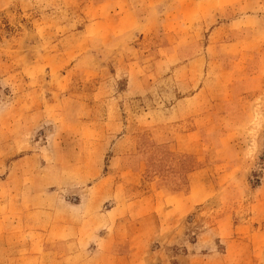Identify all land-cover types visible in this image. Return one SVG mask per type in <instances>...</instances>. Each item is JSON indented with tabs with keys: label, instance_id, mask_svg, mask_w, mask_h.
I'll return each instance as SVG.
<instances>
[{
	"label": "rangeland",
	"instance_id": "1",
	"mask_svg": "<svg viewBox=\"0 0 264 264\" xmlns=\"http://www.w3.org/2000/svg\"><path fill=\"white\" fill-rule=\"evenodd\" d=\"M239 1L0 0V264H264V0L247 78L207 32Z\"/></svg>",
	"mask_w": 264,
	"mask_h": 264
},
{
	"label": "crops",
	"instance_id": "2",
	"mask_svg": "<svg viewBox=\"0 0 264 264\" xmlns=\"http://www.w3.org/2000/svg\"><path fill=\"white\" fill-rule=\"evenodd\" d=\"M205 1H209V0H205ZM236 2L240 4L239 0H236ZM261 0H258L257 2L254 0H243V4L244 6L246 5H251L253 3H255L251 9L255 11V15L254 16H247L246 18H244L243 14H239L240 10L236 7H230L227 9H231L232 11H234L235 9H238L239 12H234L235 14H233V16H231L229 19V22L225 21V16H222L223 13H226V11L224 10H220L219 12H213L211 11L213 14L212 16L215 18V20L213 21V23L208 27V36L209 37H218L220 38L222 35L225 37L230 38L229 40L231 41V43L227 44L230 45L232 47H236V52L234 53V55L230 56L231 58L229 59L230 61V66H229V76H233L235 75V70L239 69L240 74L242 75L243 78H247L246 75V69L248 67V63H250L251 59L254 57V54L256 52L261 51V46L258 45H253V49L250 51H240L238 50L239 47V42L243 40V42L247 41L245 38H243L242 34H243V29H237L235 30L237 27L236 25L240 24L241 21H245L249 18L253 19L257 24H259V27L261 25V18L263 17V15H261V5H260ZM257 3V4H256ZM223 5V4H222ZM220 8H223L222 6H220ZM257 9V10H256ZM244 19V20H243ZM260 19V20H259ZM238 21V23H234L235 21ZM259 20V21H258ZM226 29H228L226 31ZM249 32H251L249 30ZM242 39V40H241ZM238 45V46H237ZM206 49H209V46H207ZM257 50V51H256ZM257 54V53H256ZM37 227L31 228L30 227V232L29 234H34L35 231H38ZM43 233V235L40 236H36L37 242H35V240H33L34 236H25L26 233L24 230L21 229L20 234H23V236H20L18 238H16V240H14V243L17 244H51L54 245L56 247L60 248H56L58 250H62L64 249L63 247L71 243H76L75 241H70V237L68 235V231H69V226H67L64 222H62L61 224H56L50 228H41L40 229ZM61 257V256H60ZM62 257H64V255H62ZM61 257V258H62ZM111 257L112 255H109L108 258ZM36 257L32 255H29L27 257H25L24 259H35ZM116 259V257H115ZM119 260H123V258H118ZM16 258L13 261H8L9 264H18ZM21 261V260H20ZM15 262V263H12Z\"/></svg>",
	"mask_w": 264,
	"mask_h": 264
}]
</instances>
